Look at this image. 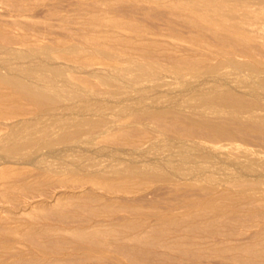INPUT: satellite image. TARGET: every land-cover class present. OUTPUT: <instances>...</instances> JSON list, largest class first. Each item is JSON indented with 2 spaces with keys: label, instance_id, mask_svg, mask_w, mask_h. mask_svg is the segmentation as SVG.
Here are the masks:
<instances>
[{
  "label": "rangeland",
  "instance_id": "obj_1",
  "mask_svg": "<svg viewBox=\"0 0 264 264\" xmlns=\"http://www.w3.org/2000/svg\"><path fill=\"white\" fill-rule=\"evenodd\" d=\"M133 1L0 0V82L12 67L69 93L45 108L0 83V264H264V75L230 64H264V0H232L238 13L231 0ZM240 9L252 18L237 38L218 25L241 24ZM229 93L242 101L216 99ZM84 118L88 133L63 138Z\"/></svg>",
  "mask_w": 264,
  "mask_h": 264
},
{
  "label": "bare ground",
  "instance_id": "obj_2",
  "mask_svg": "<svg viewBox=\"0 0 264 264\" xmlns=\"http://www.w3.org/2000/svg\"><path fill=\"white\" fill-rule=\"evenodd\" d=\"M78 1H79V0H78ZM114 1H115V0H114ZM125 1H126V0H125ZM130 1H131V0H130ZM159 1H160V0H159ZM174 1H175V0H174ZM183 1H184V0H183ZM188 1H190V0H188ZM192 1H193V4H192V5H195L194 2H195V1H199V0H195V1L192 0ZM207 1H208V0H207ZM207 1H205V2H207ZM215 1H218V0H215ZM219 1H222V0H219ZM219 1H218V2H219ZM231 1H232V0H231ZM257 1H258V0H257ZM260 1H262V0H260ZM260 1H259V2H260ZM97 2H98V1H97ZM134 2H135V0L133 1V3H134ZM160 2H161V1H160ZM208 2H210V1H208ZM212 2H213V0H212ZM212 2H211L212 5L215 4V3H212ZM226 2H227V0H226ZM228 2H229V0H228ZM234 2H235V0H234ZM236 2L238 3L239 0H236ZM236 2H235V3H236ZM240 2H243V1H240ZM240 2H239V3H240ZM87 3H88V2H87ZM98 3H99V2H98ZM101 3H103V2H101ZM131 3H132V2H131ZM178 3H179V2H178ZM184 3H186V2H184ZM216 3H217V2H216ZM231 3H232V5H229V4H231ZM231 3H228V5H226V4H225V0H224V2H223V4H225V6L227 7V9L229 8L230 12H232L231 10L235 8V7L233 6V1H232ZM235 3H234V5H235ZM78 4H79V3H78ZM88 4H89V3H88ZM90 4H92V3H90ZM128 4H129V3H128ZM153 4H154V2H153ZM153 4H152V5H153ZM187 4H188V3H186V5H187ZM197 4H199L200 7L203 6V9H204V6H205L204 3H201V2L198 3V2H197ZM211 4H210V5H211ZM223 4H222L221 6H223ZM243 4H244V3H242V5H243ZM245 4L247 5V3H245ZM245 4H244L243 7H245ZM80 5H81V4H80ZM82 5H84V3H82ZM97 5H98V4H97ZM171 5H172V4H171ZM180 5H181V3H180ZM184 5H185V4H184ZM192 5H191V6H192ZM212 5H211V7H212ZM217 5H220V3H219V4L217 3ZM217 5H215V8H216V9H218V7H216ZM78 6H79V5H78ZM85 6H86V5H85ZM87 6H88V5H87ZM143 6H144V4H143ZM173 6H174V5H173ZM195 6H198V5H195ZM195 6H193V7L197 9V7H195ZM199 6H198V8H200ZM206 6H207V5H206ZM221 6H220V7H221ZM225 6H224V7H225ZM238 6H240V4H238ZM238 6H236V7H238ZM81 7H82V6H81ZM91 7H92V6H91ZM94 7H95V5H94ZM147 7H148V6H147ZM153 7H154V6H153ZM208 7H210V6H208ZM208 7H207V8H208ZM220 7H219V9H220ZM233 7H234V8H233ZM240 7H241V6H240ZM243 7H241L242 10H243ZM248 7H249V6H248ZM256 7H257V6H256ZM136 8H137V7H136ZM142 8H143V7H142ZM158 8H159V7H158ZM164 8H165V7H164ZM164 8H163V9H164ZM175 8H176V7H175ZM230 8H232V9H230ZM238 8H239V7H238ZM238 8H237V9H238ZM245 8L248 10L250 7H249V8L245 7ZM252 8H253V7H252ZM262 8H263V7H262ZM90 9L92 10V8H90ZM95 9H96V8H95ZM145 9H147V8H145ZM167 9H168V8H167ZM185 9H186V8H185ZM196 9H195V10H196ZM201 9H202V8H201ZM203 9H202V10H203ZM205 9H206V8H205ZM210 9H211V11H212V8H210ZM216 9H214V7H213V12H214V10L216 11ZM227 9H226V11H227V13H228L229 11H228ZM237 9H236V10H237ZM97 10H98V9H97ZM128 10H129V9H128ZM138 10H139V9H138ZM142 10H143V9H142ZM150 10H151V9H150ZM165 10H166V8H165ZM175 10H176V9H175ZM175 10H174V11H175ZM199 10H200V9H199ZM222 10L225 11V9H223V7H222ZM236 10H234V11H236ZM242 10L240 9V13H242ZM253 10H254V9H253ZM130 11H131V10H130ZM130 11H129V13H130ZM144 11H145V10H144ZM152 11H153V10H152ZM152 11H151V12H152ZM163 11H164V10H163ZM197 11H198V10H197ZM206 11H208V10H206ZM217 11H219V10H217ZM234 11H233V12H234ZM244 11H245V10H244ZM255 11H256V10H255ZM91 12H92V11H91ZM93 12H94V11H93ZM132 12H133V10H132ZM132 12H131V13H132ZM171 12H172V11H171ZM201 12H202V11H201ZM220 12H223V11L220 10V11H219V14H220ZM230 12H229V13H230ZM233 12H232V13H233ZM248 12H249V11H248ZM146 13H147V12H146ZM146 13H145V14H146ZM191 13H192V12H191ZM199 13H200V12H199ZM207 13H208V12H207ZM210 13H211V12H210ZM235 13H236V12H235ZM237 13H238V10H237ZM253 13H254V12H253ZM259 13H260V12H259ZM259 13H257V14H259ZM147 14H148V13H147ZM151 14H153V13H151ZM159 14H160V13H159ZM162 14H163V13H162ZM162 14H161V15H162ZM170 14H171V13H170ZM175 14L177 15V13H175ZM197 14H198V13H197ZM202 14H203V13H202ZM214 14H215V13H214ZM221 14H222V13H221ZM242 14H243V13H242ZM134 15H135V14H133V16H134ZM141 15H142V14H141ZM154 15H155V14H154ZM178 15H179V14H178ZM224 15H225V14H224V12H223V17H224ZM133 16H132V17H133ZM135 16H136V15H135ZM135 16H134V17H135ZM188 16H189V15H188ZM188 16H187V17H188ZM204 16H206V15H203V17H204ZM227 16H228V15H227ZM233 16L236 17L235 14H233ZM237 16H240V15H237ZM243 16H245L243 19L240 17V18L242 19V20H240V21H241V24L238 22V24H235V25H234V28L232 27L233 29L230 28V27H228V25H227L228 28H227V27H223V26L225 25V23H224V25H222V26H221V25H220V26L218 25V27H220L221 29H226V31L223 30V31H225V32H227V29H228L229 32H232V33L234 34V36H235V35H238V34H241V33H244V32H243L244 26H245V24H247V22H248L252 17L247 21V19L251 16L250 13H247V11L244 12ZM254 16H255V15H254ZM162 17H164V15H163ZM170 17H171V16H170ZM194 17H195V16H194ZM221 17H222V16H221ZM223 17H222V18H223ZM230 17H232V16H230ZM6 18H7V17H6ZM165 18H166V17H165ZM168 18H169V17H168ZM191 18H192V17H191ZM197 18H198V17H197ZM217 18H218V16H217ZM225 18H226V17H225ZM169 19H170V18H169ZM171 19H172V17H171ZM171 19H170V20H171ZM179 19H180V18H179ZM183 19H184V17H183ZM204 19H205V18H204ZM223 19H224V18H223ZM158 20H159V19H158ZM210 20H211V19H210ZM210 20H209V21H210ZM218 20H219V18H218ZM221 20H222V19H221ZM228 20H229V19H228ZM235 20H236V19H235ZM176 21H178V19H177ZM183 21H184V20H183ZM186 21H188V20H185V22H186ZM191 21H192V20H191ZM198 21H199V20H198ZM203 21H204V20H203ZM237 21H238V20H237ZM179 22H181V21H179ZM185 22H184V23H185ZM193 23H194V22H193ZM216 23L218 24L219 22H216ZM221 23H222V22H221ZM248 23H249V22H248ZM174 24H175V23H174ZM196 24H197V23H196ZM230 24H231V23H230ZM232 24H233V23H232ZM185 25H186V24H185ZM191 25H192V24H191ZM201 25H202V24H201ZM201 25H200V26H201ZM204 25H205V24H204ZM243 25H244V26H243ZM159 26H160V25H159ZM209 26H211V25H209ZM209 26H208V27H209ZM170 27H171V26H170ZM175 27H176V26H175ZM175 27H173V28H175ZM193 27H194V26H193ZM198 27H199V26H198ZM198 27H197V28H198ZM205 27H206V26H205ZM245 27H246V26H245ZM173 28H172V29H173ZM185 28H186V27H185ZM201 28H202V27H201ZM229 28H230V29H229ZM170 29H171V28H170ZM179 29H180V28H179ZM202 29H203V28H202ZM205 29H207V28H205ZM209 29H212V28L209 27ZM209 29H208V30H209ZM216 29H217V28H216ZM221 29H219L218 32H219V31L221 32ZM245 29H246V28H245ZM162 30H163V29H162ZM165 30H166V29H165ZM195 30H196V29H195ZM203 30H204V29H203ZM213 30H214V27H213ZM156 31H157V30H156ZM170 31H171V30H170ZM174 31H175V30H174ZM216 31H217V30H216ZM216 31H215V33H216ZM106 32H107V31H106ZM200 32H201V31H200ZM209 32H210V31H209ZM229 32H228V33H229ZM245 32H246V31H245ZM247 32H248V30H247ZM247 32H246V33H247ZM197 33H198V32H197ZM204 33H205V32H204ZM228 33H227V34H228ZM248 33H249V32H248ZM248 33H247V34H248ZM158 34H159V33H158ZM160 34H161V33H160ZM193 34H194V33H193ZM195 34H196V33H195ZM223 34H224V32L222 33V38L225 37V39H223V40H225V42H222V40H221L222 44H224V43L227 42V41H226V38H227V40H228V35H229V34H228V35L226 34V36H225V35L223 36ZM181 35H182V34H181ZM187 35H188V34H187ZM220 35H221V34H218V35L216 34V35H214V36H217V38H219ZM242 35H243V34H242ZM190 36H191V35H190ZM197 36H198V34H197ZM197 36H196V37H197ZM229 36H230V35H229ZM234 36H233V37H234ZM249 36H250V35H249ZM187 37H188V36H187ZM206 37H207V36H206ZM206 37H205V38H206ZM211 37H212V36H211ZM235 37H237V36H235ZM240 37H241V36H240ZM190 38H191V37H190ZM197 38H198V37H197ZM222 38L220 37L219 39H222ZM237 38H239V37H237ZM237 38H235V39L237 40ZM214 39H216V37H215ZM219 39H218V41L220 42ZM230 39H231V38H230ZM230 39H229V40H230ZM235 39L233 38L232 40L234 41ZM248 39H249V38H248ZM250 39H251V38H250ZM261 39H262V38H261ZM10 40H11V39H10ZM176 40H177V39H176ZM182 40H183V39H182ZM189 40H191V39H189ZM216 40H217V39H216ZM229 40H228V41H229ZM0 41H1V40H0ZM180 41H181V40H180ZM198 41H199V40H198ZM206 41H207V40H206ZM230 41H231V40H230ZM241 41H242V39H241ZM241 41H240V42L238 41L239 44L241 43ZM249 41H250V40H249ZM1 42H3V41H1ZM98 42H99V41H98ZM98 42H97V43H98ZM182 42H183V41H182ZM203 42H204V40H203ZM212 42H213V38H212ZM221 42H220L219 46L221 45ZM236 42H237V41H236ZM242 42L245 43V41H242ZM246 42L248 43V41H246ZM185 43H186V42H185ZM208 43H210V41H209ZM208 43H207V46H208ZM227 43H228V45H229V44H233L232 42H230V43L227 42ZM244 43H241L240 45H243ZM7 44H8V43H7ZM18 44H19V43H18ZM81 44H82V43H81ZM101 44H102V43H101ZM239 44H238V46H239ZM248 44H249V43H248ZM248 44H247V45H248ZM24 45H25V44H24ZM26 45H27V44H26ZM82 45H83V44H82ZM85 45H86V44H85ZM104 45H105V44H104ZM184 45H185V44H184ZM193 45H194V44H193ZM226 45H227V44H226ZM226 45H225V46H226ZM233 45H234V44H233ZM247 45H246V46H247ZM0 46H1V45H0ZM12 46H13V45H12ZM34 46H35V45H34ZM66 46H67L68 49H69V46H68V45H66ZM86 46H87V45H86ZM190 46H191V45H190ZM202 46H204V45H202ZM207 46H205V47H207ZM231 46H232V45H230V48H231ZM235 46H236V45H234V47H232V48H235ZM18 47H19V46H18ZM18 47H17V48H18ZM22 47H23V46H22ZM43 47H44V46H43ZM46 47H48V46H46ZM46 47H44V48H45V51H51L50 48H49V50H48V48H47V50H46ZM73 47H74V45H73ZM73 47H72V48H73ZM195 47H196V46H195ZM220 47H221V46H220ZM222 47H223V46H222ZM2 48L5 49V46L2 47ZM2 48H1V49H2ZM6 48H7V46H6ZM20 48H21V47H20ZM20 48H19V49H20ZM23 48H25V47H23ZM29 48H30V47H29ZM34 48H36V47H34ZM62 48H63V47H62ZM94 48H95V47H94ZM94 48H93V49H94ZM103 48H104V50L106 49L105 47H103ZM112 48H114V47H112ZM188 48H189V47H188ZM191 48H193V47H191ZM208 48H209V46H208ZM223 48L227 49L226 47H223ZM240 48H241L242 50L236 47V49H237V50L239 49L240 51H243L246 47L243 49L242 46H240ZM247 48H249V46H247ZM3 49H2V50H3ZM10 49H12V48H10ZM25 49H26V48H25ZM63 49H64V48H63ZM66 49H67V48H66ZM75 49H78V48H75ZM114 49H115V48H114ZM118 49H119V48H118ZM5 50H6V49H5ZM69 50H70V49H69ZM71 50H72L73 52L75 51V50H73V49H71ZM96 50H97V48H96ZM107 50H108V49H107ZM197 50H198V49H197ZM208 50H209V49H208ZM223 50H224V49H223ZM228 50H229V46H228V49L225 50V51H228ZM233 50H234V49H233ZM246 50H247V49H246ZM0 51H1V50H0ZM6 51H7V53L9 52L8 50H6ZM6 51H5V52H6ZM40 51H41V50H40ZM45 51H41L40 54H42V53L45 52ZM52 51H53V50H52ZM52 51H51L50 53H52ZM60 51H61V50H60ZM72 51H71V53H72ZM108 51H109V50H108ZM110 51H111V49H110ZM116 51H117V49H116ZM235 51H236V50H235ZM235 51H234V52H235ZM248 51H249V50H248ZM5 52L2 51L1 53H5ZM27 52H29V51H27ZM34 52H35V50H34ZM80 52H81V51H80ZM94 52H95V51H94ZM120 52H121V51H120ZM220 52H221V51H220ZM220 52H219V53H220ZM234 52L231 51L232 54H233ZM238 52H239V51H238ZM238 52H237V53H238ZM246 52H247V51H246ZM7 53H5V54H7ZM9 53H10V52H9ZM23 53H24V52H23ZM23 53H21V54H23ZM32 53H33V52H32ZM32 53H31V51H30V54H31V55H32ZM37 53H38V50H37L36 54H37ZM45 53H46V52H45ZM74 53H75V52H74ZM76 53H77V51H76ZM78 53H79V51H78ZM231 53H230V54H231ZM237 53H236V54L234 53L236 57H237V55H239V53H238V54H237ZM240 53H241V52H240ZM5 54H4V55H5ZM10 54H12V53H10ZM13 54H16V52L13 53ZM13 54H12V55H13ZM19 54H20V53H19ZM21 54H20V56H21ZM30 54H29V55H30ZM36 54H35V56H36ZM65 54H66V53H65ZM111 54H112V53H111ZM113 54H114V53H113ZM121 54H122V53H121ZM125 54H126V53H125ZM222 54H223V53H222ZM225 54H227V53H225ZM228 54H229V51H228ZM232 54H231V56H232ZM234 54H233V56H234ZM241 54H242V53H241ZM241 54H240V55H241ZM245 54H247V53H244V55H245ZM7 55L9 56V54H7ZM24 55H25V54H23V56H24ZM38 55H39V54H38ZM47 55H48V54L46 53V56H47ZM50 55H51V54H50ZM50 55H49L48 57H51V56H52V55H51V56H50ZM102 55H103V54H102ZM223 55H224V54H223ZM248 55H250V54H248ZM248 55H247V56H248ZM251 55H252V54H251ZM13 56H14V55H13ZM16 56H17V55H16ZM35 56H34V57H35ZM41 56H45V55H41ZM41 56H40V57H41ZM46 56H45L44 58H46ZM103 56H104V55H103ZM109 56H110V54H109ZM228 56H229V55H228ZM0 57H1V56H0ZM9 57H10V56H9ZM28 57H29V56H28ZM28 57H27V58H28ZM31 57H32V56H31ZM36 57H37V56H36ZM40 57H39V58H40ZM105 57H106V55H105ZM238 57H239V56H238ZM241 57H243V54H242ZM249 57H250V56H249ZM2 58H3V55H2ZM37 58H38V57H37ZM39 58H38V59H39ZM52 58H53V57H52ZM110 58H111V57H110ZM232 58H233V57H232ZM5 59H6V57H5ZM18 59H19V58H18ZM23 59H24V57H23ZM28 59H29V58H28ZM40 59H41V58H40ZM46 59H47V58H46ZM127 59H128V58H127ZM230 59H231V58H230ZM254 59H255V60H254ZM254 59H253V57H251V59H249V60H252V61H242V62H241V61H238V60H236L235 58H233V59L231 60V63H230V64H231V66H234L235 68H237V69H239V70H242V71H244V72H245V71H248V72L251 71V73L253 72L254 74H262V75H264V64H263V63H259V62L254 63V61H256V57H255ZM10 60H11V59H10ZM41 60H42V59H41ZM56 60H57V59H56ZM115 60H116V59H115ZM120 60H121V59H120ZM198 60H200V59H198ZM34 61H35V60H34ZM34 61H33V63H34ZM42 61H43V60H42ZM47 61H48V60H47ZM50 61H51V58H50ZM113 61H114V60H113ZM186 61H187V60H186ZM257 61H258V59H257ZM3 62H5V61H3ZM11 62H12V61H11ZM25 62H26V60H25ZM36 62H37V61H35V63H36ZM39 62H41V61H39ZM39 62H38V63H39ZM51 62H52V61H51ZM53 62H54V60H53ZM57 62H58V61H57ZM135 62H136V61H135ZM5 63H6V62H5ZM8 63H9V62H8ZM59 63H60V62H59ZM133 63H134V62H133ZM147 63H148V62H147ZM154 63H155V62H154ZM170 63H171V62H170ZM173 63H174V62H173ZM177 63H178V61H177ZM17 64H18V63H17ZM40 64H41V63H40ZM42 64H43V63H42ZM52 64H53V63H52ZM64 64H65V63H64ZM136 64H137V63H136ZM167 64H168V63H167ZM182 64H183V63H182ZM184 64H185V63H184ZM184 64H183V65H184ZM186 64H187V63H186ZM190 64H191V63H190ZM200 64H201V63H200ZM205 64H206V62H205ZM226 64H227V63H226ZM226 64H225V65H226ZM0 65H1V64H0ZM6 65H7V64H6ZM38 65H39V64H38ZM45 65H47V64H45ZM50 65H51V64H50ZM53 65H54V64H53ZM53 65H52V67H51V66H50V67L53 68ZM154 65H155V64H154ZM176 65H177V64H176ZM183 65H182V66H183ZM187 65H188V64H187ZM196 65H197V64H196ZM223 65H224V63H223ZM228 65H229V63H228ZM28 66H29V65H28ZM35 66H36V65H35ZM47 66H48V65H47ZM143 66H144V65H143ZM148 66H149V65H148ZM151 66H152V65H151ZM151 66H150V67H151ZM168 66H169V65H167L166 67H168ZM182 66H181V67H182ZM185 66H186V65H185ZM204 66H206V65H204ZM18 67H19V66H18ZM21 67H22V66H21ZM21 67H19V68H21ZM48 67H49V66H48ZM115 67H116V66H115ZM144 67H146V65H145ZM170 67H171V65H170ZM177 67H178V66H177ZM188 67H189V66H188ZM196 67H197V66H196ZM11 68H12V67H11ZM11 68H10V72H11ZM14 68H15V67H14ZM38 68H39V67H38ZM40 68H41V67H40ZM40 68H39V69H40ZM65 68H66V65H65ZM146 68H147V67H146ZM148 68H149V67H148ZM152 68H153V67H152ZM171 68H172V67H171ZM171 68H170V70H172ZM178 68H179V67H178ZM178 68H174V66H173V70H174V69L177 70ZM5 69H6V68H5ZM22 69H23V68H22ZM43 69H44V68H43ZM59 69H61V67H60ZM59 69H57V67H55V69H53V70H55V71L58 72ZM62 69H63V67H62ZM68 69H69V68H68ZM149 69H150V68H149ZM149 69H148V70H149ZM156 69H157V68H156ZM164 69H165V67H164ZM168 69H169V68H168ZM189 69H190V68H189ZM191 69H192V68H191ZM193 69H194V68H193ZM199 69H200V68H199ZM212 69H213V68H212ZM0 70H1V69H0ZM2 70H3V69H2ZM33 70H34V69H33ZM48 70H50V68H49ZM63 70H64V69H63ZM143 70H144V69H143ZM159 70H160V69H159ZM166 70H167V68H166ZM183 70H184V69H183ZM186 70H188V69H186ZM197 70H198V69H197ZM13 71H14V70H12V72H13ZM19 71H20V70H19ZM21 71H22V70H21ZM51 71H52V69H51ZM149 71H150V70H149ZM167 71H168V70H167ZM180 71H181V70H180ZM1 72H2V71H1ZM10 72H9V74L7 73V75H5V76L3 75V77H2V81H1L0 83L2 84V82L4 81V82L7 83L8 85H11V86H14V87H16V88L22 89V90H23L24 92H26L27 95L30 97V98H28V99H30L32 102L36 103L37 105H39V106H41V107H45V108H46V106H50V105H52V104L54 105V103H56V102L60 99L59 97L63 94V92H61L59 89H58V90H59L58 92H60V94L62 93L61 95H59L58 92H57V93H58L59 96H58V95L51 94V93L49 92L50 89L48 90V88L46 89V88H44V86H43V88H41L42 85H41V86L37 85V86L33 87V86L35 85V84H34V85L32 84L33 81L31 82V85H32V88H31V87L29 86V85H30V84H29L30 82L28 83V82H26V81L24 80L25 77H23L22 75L19 74L21 77H23V79H22L21 77H18L19 75L16 76V75H14V74H11ZM48 72H49V71H48ZM59 72H60V71H59ZM146 72H147V71H146ZM171 72H172V71H171ZM171 72H170V73H171ZM181 72H182V71H181ZM188 72H189V70H188ZM206 72H207V71H206ZM248 72H247V74H248V76H249V73H248ZM13 73H14V72H13ZM19 73H20V72H19ZM21 73H22V72H21ZM28 73H29V72H28ZM32 73L34 74V71H33ZM53 73H54V75L59 74V73H56V74H55V72H53ZM60 73H61V72H60ZM156 73H158V72H156ZM168 73H169V71H168ZM170 73H169V74H170ZM193 73H195V72H193ZM0 74H1V73H0ZM2 74H3V73H2ZM2 74H1V75H2ZM4 74H6V73H4ZM15 74H16V72H15ZM33 74H32V75H33ZM36 74H37V73H36ZM42 74H43V72H42ZM65 74L67 75V73H65ZM65 74H64V75H65ZM68 74H69V73H68ZM247 74H246V75H247ZM23 75H24V74H23ZM38 75H39V74H38ZM38 75H37V76H38ZM51 75H52V74H51ZM186 75H187V74H186ZM34 76H35V75H34ZM56 76H57V75H56ZM69 76H70V75H69ZM93 76H94V75H93ZM167 76H168V75H167ZM27 77L29 78V76H27ZM30 77H31V76H30ZM58 77H59V76H58ZM61 77H62V76H61ZM101 77H102V76H101ZM256 77H257V76H256ZM33 78H34V77H33ZM102 78L105 79V77H102ZM0 79H1V76H0ZM31 79H32V78H31ZM31 79H30V80H31ZM61 79H62V78H61ZM106 79H107V78H106ZM106 79L104 80L105 82H106ZM35 80H37V79H35ZM42 80H44L43 77H42ZM259 80H260V79H259ZM51 81H52V80H51ZM252 81H254V79H253ZM4 82H3V83H4ZM38 82H39V81H38ZM41 82H42V81H41ZM72 82H73V81H72ZM260 82H264V81L261 80ZM5 83H4V84H5ZM27 83H28L29 85H28ZM58 83H59V82H58ZM106 83H107V82H106ZM253 83H255V82H253ZM7 84H6V85H7ZM38 84H39V83H38ZM8 85H7V86H8ZM57 85H58V84H57ZM61 85H62V84H61ZM65 85H66V84H65ZM67 85H68V84H67ZM45 86H46V85H45ZM55 86H56V84H55ZM63 86H64V85H63ZM63 86H62V87H63ZM255 86H256V85H255ZM57 87H58V86H57ZM262 87H263V90H264V83H263ZM54 89L57 90V88H54ZM13 90H14V89H13ZM15 90H16V89H15ZM17 90H18V89H17ZM22 90H20V91H22ZM51 90H52V89H51ZM18 91H19V90H18ZM62 91H63V90H62ZM65 91H66V90H65ZM70 91H71V90H70ZM70 91H69V92H70ZM258 91H260V89H259ZM24 92H22V93H24ZM51 92H52V91H51ZM53 92H54V90H53ZM71 92H72V91H71ZM71 92H70V93H71ZM17 93H19V92H17ZM22 93H21V94H22ZM64 93H66V92H64ZM227 93H228V92H227ZM15 94H16V93H15ZM24 94H25V93H24ZM55 94H56V93H55ZM66 94H67V93H66ZM66 94H63V95L65 96ZM73 94H74V93H73ZM217 94H218V93H217ZM221 94H222V93H221ZM234 94H235V93H234ZM234 94H233V93H232V94L229 93L227 96H224V97L220 96L219 98H218V96H219V95H218V96L216 97V99H220V101H222V102L224 101V99H226V100H228V101H230V102H233V105H234L235 102H236V104H237V103L240 102V100H241V99L239 98V95H241V94H238V95L236 94L237 96L234 95ZM19 95H20V94H19ZM25 95H26V94H25ZM67 95H69V93H68ZM28 96H26V97H28ZM203 96H204V95H203ZM205 96H206V95H205ZM242 96H243V95H242ZM242 96H241V98H243ZM67 97H68V99L70 98L69 96H67ZM67 97H66V98H67ZM74 97H75V96H74ZM209 97H211V96H209ZM71 98H72V97H71ZM214 98H215V97H214ZM202 99H203V98H202ZM216 99H214V100L216 101ZM62 100H63V99H62ZM203 100H204V99H203ZM207 100H208V99H207ZM226 100H225L223 103H225ZM243 100H244V99H243ZM218 101H219V100H218ZM220 101H219V102H220ZM241 101H242V100H241ZM208 102H209V100H208ZM219 102H218V103H219ZM243 102H245V101H243ZM34 103H33V104H34ZM59 103H60V102H59ZM59 103H58V105H59ZM213 103H214V102H213ZM216 103H217V101H216ZM67 104H68V103H67ZM203 104H204V103H203ZM221 104H222V103H221ZM225 104H226V103H225ZM227 104H228V103H227ZM236 104H235V105H236ZM31 105H32V104H31ZM205 105H206V104H205ZM205 105H204V106H205ZM215 105H216V104H215ZM215 105H214V106H215ZM240 105H241V103H240ZM54 106H55V105H54ZM201 106H202V105H201ZM201 106H200V107H201ZM208 106H209V105H208ZM208 106H207V108H208ZM214 106H213V107H214ZM238 106H239V105H238ZM200 107H198V108H200ZM211 107H212V106H211ZM215 107H216V106H215ZM222 107H223V106H222ZM205 108H206V107H205ZM209 108H210V107H209ZM234 108H235V107H234ZM242 108H243V107H242ZM210 109H211V108H210ZM213 109H214V108H213ZM58 110H59V109H58ZM84 110H85V109H84ZM215 110H216V109H215ZM40 111H41V109H40ZM45 111H46V110H45ZM45 111L43 110L42 114H44ZM54 111H56V110H54ZM216 111H217V110H216ZM164 112H165V111H164ZM166 112H167V111H166ZM39 113H40V112H39ZM48 113H49V112H48ZM56 113H57V111H56ZM158 113H159V112H158ZM174 113H175V112H174ZM216 113H217V112H216ZM84 114H85V113H84ZM150 114H151V113H150ZM150 114H149V115H150ZM38 115H39V114H38ZM86 115H87V114H86ZM160 115H161V114H160ZM176 115H177V113H176ZM179 115H181V114H179ZM161 116H162V115H161ZM168 116H169V115H168ZM183 116H184V115H183ZM41 117H43V116H41ZM157 117H158V119H159V115H158ZM187 117H188V116H187ZM44 118H45V116H44ZM89 118H90V117H89ZM151 118H152V117H151ZM162 118H163V117H162ZM167 118H168V117H167ZM202 118H203V117H202ZM171 119H172V118H171ZM178 119H179V118H178ZM178 119H177V120H178ZM200 119H201V118H200ZM31 120H32V119H31ZM88 120H89V119H88ZM97 120H98V119H97ZM100 120H101V119H100ZM164 120H165V119H164ZM164 120H163V121H164ZM175 120H176V119H175ZM202 120H203V119H202ZM204 120L206 121V119H204ZM214 120H215V122H219V123L221 122V120H219V121H217L216 119H214ZM59 121H60V120H59ZM63 121H64V120H63ZM159 121H161V120H159ZM180 121H181V120H180ZM211 121H212V120H211ZM211 121H210V122H211ZM26 122H27V121H26ZM60 122H61V121H60ZM68 122H69V121H68ZM76 122H77V121H76ZM88 122H89V121H87V119L85 120V118L82 119V120L79 119L78 123H77L76 125L73 126L74 129H73V128L71 129L72 131L69 129V128L72 127V125H71V127H68L67 124L64 122V123L66 124V126L68 127L67 129H69L71 132L69 131L70 133L65 134L63 138H67L68 136H71L72 138H74V137L72 136V134H75V135H76V133H79V134H83V133H85V132L88 133V132L85 131V130H84L83 133H80V131L82 132V128H83V127H86L85 125L88 124ZM94 122H95V121H94ZM97 122H98V121H96V123H97ZM100 122H101V121H100ZM181 122H182V121H181ZM187 122H188V121H187ZM187 122H186V123H187ZM191 122H192V121H191ZM191 122H189V123H191ZM198 122H204V121H198ZM198 122H195V123H198ZM207 122H208V121H207ZM212 122H214V121H212ZM222 122H223V121H222ZM222 122H221L220 124H223V123H224V122H223V123H222ZM96 123H95V124H96ZM101 123H102V125H103L104 122H101ZM101 123H98L97 125H101ZM159 123H160V122H159ZM186 123H185V124H186ZM192 123H194V122H192ZM192 123H191V124H192ZM205 123H206V122H205ZM205 123H202V124H205ZM226 123H227V121H226ZM226 123H225V124H226ZM228 123H230V122H228ZM17 124H18V123H17ZM21 124H22V123H21ZM38 124H39V123H38ZM70 124H71V122H70ZM70 124H68V125L70 126ZM73 124H74V123H73ZM104 124H105V123H104ZM163 124H165V123L163 122ZM191 124H188V125H191ZM198 124H199V123H198ZM202 124H201V125H202ZM217 124H218V123H216V125H217ZM220 124H219V125H220ZM230 124H231V123H230ZM233 124H234V123H233ZM27 125H28V123H27ZM60 125H61V124H60ZM105 125H106V124H105ZM165 125H166V124H165ZM183 125H184V124H183ZM11 126H12V124H11ZM18 126H20V125L18 124ZM36 126H37V125H36ZM63 126H64V125H63ZM63 126H62V127H63ZM90 126H92V125H90ZM90 126H89V127H90ZM93 126H94V125H93ZM93 126H92V127H93ZM167 126H170V127H171L172 124H171V125H167ZM199 126H200V125H199ZM199 126H198V127H199ZM202 126H203V125H202ZM206 126H207V127H208V126L211 127L212 125H206ZM14 127H15V126H14ZM57 127L60 128V126H57ZM92 127H91V128H92ZM94 127L96 128V127H99V126H94ZM174 127H175V128H176V127L179 128V126H175V125H174ZM174 127H173V128H174ZM185 127H186V126H185ZM190 127H191V126H190ZM190 127H189V130L192 128V127H191V128H190ZM196 127H197V126H196ZM204 127H205V126H204ZM210 127L207 128V130L211 129L213 126H212L211 128H210ZM214 127H215V125H214ZM214 127H213V128H214ZM224 127H225V126H224ZM227 127H228V126H227ZM8 128H10V127H8ZM31 128H32V127H31ZM87 128H88V127H87ZM100 128H101V126H100ZM165 128H166V127H165ZM167 128H169V127H167ZM167 128H166V129H167ZM171 128H172V127H171ZM193 128H194V126H193ZM215 128H216V127H215ZM225 128H226V127H225ZM228 128H229V127H228ZM55 129H56V128H55ZM67 129H66V131H68ZM85 129H86V128H85ZM92 129H93V128H92ZM96 129H98V128H96ZM96 129H95V131H96ZM195 129H196V128H195ZM226 129H227V128H226ZM229 129H230V128H229ZM229 129H227V130H229ZM10 130H11V129H10ZM24 130H25V129H24ZM26 130H27V129H26ZM36 130H38V128H37ZM45 130H46V129H45ZM47 130H48V129H47ZM50 130H52V129H50ZM61 130H62V129H60V131H59L60 133H61ZM220 130H221V129H220ZM222 130H223V129H222ZM224 130H225V129H224ZM224 130H223V131H224ZM230 130H233V129H230ZM63 131L65 132L64 128H63ZM88 131H89V130H88ZM92 131H93V130H92ZM103 131H104V130H103ZM192 131H194V130H192ZM209 131H210V130H209ZM211 131L214 132L212 129H211ZM223 131H222V132H223ZM234 131H235V128H234ZM234 131H233V132L231 131L232 134H230L231 132L229 133V131H227V132H228L230 135H233ZM23 132H24V131H23ZM25 132H26V131H25ZM32 132H33V131H32ZM89 132H90V131H89ZM101 132H102V131H101ZM212 132H210V133H212ZM220 132H221V131H220ZM225 132H226V131H225ZM225 132H224V133H225ZM14 133H15V131H14ZM17 133H18V131H17ZM30 133H31V132H30ZM95 133H97V132H95ZM102 133H103V132H102ZM228 133H227V136H228ZM6 134H8V133H6ZM24 134H25V133H24ZM33 134H34V133H33ZM221 134H222V133H221ZM221 134H220V135H221ZM9 135H10V134H9ZM20 135H21V134H20ZM22 135H23V134H22ZM25 135H26V134H25ZM25 135H24V137H25ZM14 136H15V135H14ZM29 136H30V135H29ZM48 136H49V135H48ZM80 136H81V135H80ZM223 136H224V134H223ZM225 136H226V135H225ZM2 137H3V135H2ZM8 137H9V136H8ZM8 137H5V138H8ZM39 137H40V136H39ZM76 137H79V136L76 135ZM21 138H23V137H21ZM26 138H27V137H26ZM26 138H25V139H26ZM30 138H31V137H30ZM33 138H34V136H33ZM35 138H36V137H35ZM60 138H62V137H60ZM39 139H40V138H39ZM47 139H48V138H47ZM47 139H46V143H47V141H48ZM68 139H70V138H68ZM2 140H3V139H2ZM4 140H5V139H4ZM7 140H8V139H7ZM18 140H19V139H18ZM62 140H63V139H61V141H62ZM76 140H77V139H76ZM9 141H10V140H9ZM19 141H20V140H19ZM23 141H24V139H23ZM44 141H45V140H44ZM53 141H54V144L57 142V140H53ZM65 141H66V140H65ZM15 142H16V141H15ZM10 143H11V142H10ZM31 143H32V142H31ZM46 143H45V145H46ZM49 143H50V141H49ZM60 143H66V142L62 141V142H60ZM69 143H70V141H69ZM0 144H1V143H0ZM4 144H5V143H4ZM16 144H17V143H16ZM16 144L14 145V147H15V146L17 147ZM22 144H24V143H22ZM25 144H26V142H25ZM25 144H24V145H25ZM27 144H28V143H27ZM33 144H34V143H33ZM42 144H43V143H42ZM51 144H52V143H50V145H51ZM54 144H53V145H54ZM57 144H58V142H57ZM71 144H72V143H71ZM9 145H10V144H9ZM11 145H12V144H11ZM19 145H20V144H19ZM28 145H29V144H28ZM45 145L43 144V148H44ZM50 145H49L48 147H50ZM1 146H3V145H1ZM7 146H8V145H7ZM26 146H27V145H26ZM39 146H40V145H39ZM10 147H12V146H9V148H10ZM40 147H41V146H40ZM45 147H46V146H45ZM2 148H3V147H2ZM4 148H5V147H4ZM46 148H47V147H46ZM22 149H24V148H22ZM44 149H45V148H44ZM3 150H5V149H3ZM6 150H7V149H6ZM30 150H31V149H30ZM30 150H29V151H30ZM32 150H33V149H32ZM1 151H2V150H1ZM13 151H14V150H13ZM21 152H22V151H21ZM41 152H42V150H41ZM53 153H54V152H53ZM132 153H133V152H132ZM4 154H5V153H4ZM135 154H136V153H135ZM6 155H7V154H6ZM1 156H2V155H1ZM1 156H0V158H1ZM7 156H8V155H7ZM15 156H16V155H15ZM3 157H6V156H3ZM18 157H19V156H18ZM12 158H13V156H12ZM146 161H147V160H146ZM140 166H141V165H140ZM128 167H129V166H128ZM134 167H135V166H134ZM129 168H131V167H129ZM141 170H142V169H141ZM127 171L130 172L129 170H127ZM127 171H126V172H127ZM117 173H119V172H117ZM136 173H137V172H136ZM138 173H139V172H138ZM145 173H146V171H145ZM145 173H144V174H145ZM144 174H142V175H144ZM118 175H119V174H118ZM125 175H126V174H125ZM130 175H131V174H130ZM130 175H129V176H130ZM142 175H141V176H142ZM120 176H121V175H120ZM122 176H123V175H122ZM155 176H156V175H155ZM160 176H161V175H160ZM160 176H159V177H160ZM145 177H146V176H145ZM147 177H148V176H147ZM159 177H158V178H159ZM163 177H164V176H163ZM124 178H125V177H124ZM152 178H153V177H152ZM161 178H162V177H161ZM256 186H257V185H256ZM254 190H255V189H254ZM255 191H256V190H255ZM251 192H252V190H251ZM260 194H261V193H260ZM211 196H212V195H211ZM221 196H223V199H224V197L226 198V196H228V195H223V194H222ZM219 197H220V196H219ZM227 198H228V197H227ZM214 200H215V198H214ZM244 201H245V200H244ZM197 202H198V201H197ZM210 202H211V201H210ZM210 206H211V205H210ZM213 206H215V207L218 206V204H217L216 201L213 202ZM217 208H218V207H217ZM217 208H216V209H217ZM94 228H95V227H94ZM96 229H97V228H96ZM102 229H103V228H102ZM91 230H92V229H91ZM91 230H90V231H91ZM88 231H89V230H88ZM96 232H97V231H96ZM81 233H82V232H81ZM85 233H86V232H85ZM89 233H90V232H89ZM101 233H102V232L100 231V235H101ZM83 234H84V232H83ZM91 234H92V233H91ZM95 234H97V233H95ZM107 234H109L108 231H107ZM92 236H93V235H92ZM97 236L99 237V235H96V237H97ZM141 237H142V236H141ZM91 238H92V237H91ZM136 238H137V236H136ZM138 238H139V237H138ZM142 238H144V237H142ZM142 238H141V239H142ZM84 239H85V238H84ZM86 239H87V238H86ZM92 239H93V238H92ZM129 240H130V239H129ZM134 240H135V239H134ZM138 240H139V239H137V241H138ZM135 241H136V240H135ZM135 241H134V242H135ZM137 243H138V242H137ZM139 243H141V242H139ZM139 243H138V244H139ZM246 248H247V247H246ZM249 248H250V247H249ZM124 249H125V248H124ZM126 249L128 250V248H126ZM244 249H245V248H244ZM251 249H252V248H251ZM251 249L248 250V252L251 251ZM242 251H243V249H242ZM244 251H245V250H244ZM122 252H123V251H122ZM122 252H121V253H122ZM126 252H127V251L124 252L125 255H126ZM128 253H130V252H128ZM130 256H131V255H130ZM131 257H132V256H131Z\"/></svg>",
  "mask_w": 264,
  "mask_h": 264
}]
</instances>
